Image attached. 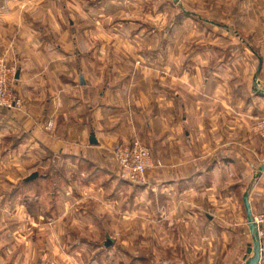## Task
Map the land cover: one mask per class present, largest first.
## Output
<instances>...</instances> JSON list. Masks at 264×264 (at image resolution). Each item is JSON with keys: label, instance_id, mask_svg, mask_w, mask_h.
<instances>
[{"label": "crops", "instance_id": "0c3cea01", "mask_svg": "<svg viewBox=\"0 0 264 264\" xmlns=\"http://www.w3.org/2000/svg\"><path fill=\"white\" fill-rule=\"evenodd\" d=\"M147 1L0 0V57L14 68V90L22 100L18 109L0 110V154L17 160L16 154L26 152L37 167L49 166L53 154L72 168L84 162L111 186L110 147L137 139L152 153L146 185L155 187L158 202H179L180 209L197 200L200 186L219 202L235 193L242 201L248 190L254 212L264 201V170H258L264 146L249 129L251 116L264 107V0H188L193 10L184 21L193 23L195 36V24L201 23L205 39L196 38L167 77L158 71L157 85L166 88L152 104L139 81H132L133 73L136 79L147 74L128 61L138 52L114 48L109 53L118 60L107 67L84 59L101 53L91 41L125 39L87 25L142 27L149 18ZM9 138L13 144L2 146ZM43 150L50 155L37 158ZM44 218L50 222L47 212ZM2 239L5 264L9 245ZM17 263L15 256L12 264Z\"/></svg>", "mask_w": 264, "mask_h": 264}, {"label": "rangeland", "instance_id": "374dc122", "mask_svg": "<svg viewBox=\"0 0 264 264\" xmlns=\"http://www.w3.org/2000/svg\"><path fill=\"white\" fill-rule=\"evenodd\" d=\"M147 2L149 18L142 27L113 26L108 21L98 26L87 25L89 29L97 28L95 31L101 34L120 32L125 39L91 41L89 46L100 48L101 53L95 58L84 59L86 64L87 61L92 64L94 60L96 64L107 67L118 60L109 53L114 48L138 52L137 58H129L128 61L133 63L135 60L134 65L145 67L147 74L136 79L133 73L132 81H139L146 90L147 102L152 104L162 87L166 88V85L160 88L157 85L158 71H164L162 75L167 77L166 73L172 72V66L178 64V60L182 61L191 49L192 42L196 38L205 39L206 31L199 28L201 23H194L197 25L195 36L193 23L184 21L193 10L188 0H183L181 7L178 0ZM107 3L104 6L108 7ZM178 21L182 24H176ZM138 32L142 36H138ZM144 50L148 54L140 55ZM259 116H264V107L257 116H251L249 129L256 137L252 125L254 117ZM12 144L13 138H9L1 145L7 147ZM49 155L43 150L36 157L43 159ZM55 156H50L49 166L37 167V164L29 162L26 152L16 154L17 160L13 159L12 153L0 154V235L9 245L5 251L8 255L5 260L8 259L9 263L5 264H12L15 256L18 257L17 264L243 262L246 247L252 239L240 193L222 196L219 202L210 200L212 197L200 186L196 192L197 200L183 202L179 209V202H158L152 185L123 182L112 159L115 180L109 186V179L97 176L100 173L95 166L76 161L72 168L66 165L62 156ZM151 158L153 160L152 153ZM34 171L38 173L37 178L25 182L24 178ZM263 207L264 201H261L252 215L258 214ZM46 212L50 215L47 224ZM108 238L113 242L105 245ZM262 248L263 257L264 236Z\"/></svg>", "mask_w": 264, "mask_h": 264}, {"label": "built area", "instance_id": "2783aa9c", "mask_svg": "<svg viewBox=\"0 0 264 264\" xmlns=\"http://www.w3.org/2000/svg\"><path fill=\"white\" fill-rule=\"evenodd\" d=\"M15 70L0 57V110L18 109L22 100L14 90ZM48 122L46 129H49ZM252 131L264 142V116L254 118ZM109 154L116 166L117 175L124 181L135 185H146L149 170L154 166L149 148L137 139L114 143ZM253 216V223L260 239V259L262 260V238L264 236V207Z\"/></svg>", "mask_w": 264, "mask_h": 264}, {"label": "water", "instance_id": "95a60500", "mask_svg": "<svg viewBox=\"0 0 264 264\" xmlns=\"http://www.w3.org/2000/svg\"><path fill=\"white\" fill-rule=\"evenodd\" d=\"M260 65H258L259 70ZM256 71V73L258 72ZM256 76H254V82L253 84L256 85ZM90 143H96V140L94 139L93 135H90L89 137ZM259 172L264 170V162L259 166L258 168ZM38 173L36 171L30 173L28 176L24 178V181H29L32 179H35L37 177ZM242 204L244 207L245 212V220L246 224L249 230V233L251 235L252 242L246 247V253L244 255V260L241 264H258L261 253H260V239L258 237L256 226L253 223V216L252 211L250 207V203L248 200V190H246L242 195ZM113 242L112 239L108 238L105 245H110Z\"/></svg>", "mask_w": 264, "mask_h": 264}]
</instances>
